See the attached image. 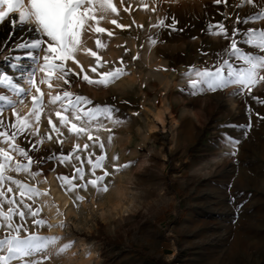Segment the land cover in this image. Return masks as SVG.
<instances>
[{"label":"rangeland","instance_id":"rangeland-1","mask_svg":"<svg viewBox=\"0 0 264 264\" xmlns=\"http://www.w3.org/2000/svg\"><path fill=\"white\" fill-rule=\"evenodd\" d=\"M113 2L120 15H110L99 26L114 31V36H99L106 47L98 54L107 61L102 71L119 66L123 58L130 75L107 88L88 85L73 76L71 79L79 81V86L74 84L70 90L87 95L94 103L117 104L121 113L130 117L120 126L105 121L112 133L101 129L94 135L105 143L106 168L110 172L113 164L133 163L110 178L114 179V186L107 194L98 196L89 188L80 192L86 199L75 203V193L63 192L56 180L57 174H70L72 165H59L55 171H49L53 163L43 165L47 182L40 177L38 187L42 191L50 189V195L37 202L44 204L41 218L54 224L64 220L66 226L43 227L38 229L39 234L61 237V246L72 244L66 253L45 264H264V123L257 125L253 117V129L248 138L242 139L237 156L225 155L231 149L220 143L221 133L240 136L239 130L227 125L247 122L245 98L231 95L233 88L198 96L180 91L187 88L188 80L181 76L187 66L212 65L215 54L229 43L201 32L208 21L223 20L230 34L236 13L243 17L254 10L242 0H227L220 5H214L213 0H160L155 5L154 0H125L123 5L120 0ZM145 3L149 8L156 6L158 11L144 10ZM129 5L130 12H124L123 8ZM166 13L177 17L178 27H194L172 36L162 33L160 38L164 42L149 50L147 37L157 31L150 25L158 23ZM112 19L133 26L118 29L111 24ZM141 24L143 29L136 26ZM247 27L264 28V21ZM16 29L7 21L0 25V41L9 46L0 52V72H12V61L5 58L11 54L10 47L18 42L14 37L21 28ZM193 36L198 39H191ZM96 39L94 32L83 34L84 48L97 51ZM201 46L208 55L197 50ZM23 51L16 50L17 54ZM137 54L139 58L133 61ZM77 59L85 72L96 78L89 71L90 66H95V58L82 51ZM71 66L79 71L76 65ZM161 68L169 70H158ZM59 83L53 81V94L68 89L67 85L56 87ZM41 89L46 107L39 132L42 137L51 133L53 139H45L30 154L36 158L46 157L52 151L67 154L76 143L81 147L90 143L87 137L69 134L66 128L60 129L61 137L51 132L48 117L57 125L58 121L53 107L47 106V85H41ZM252 95L264 99V85H258ZM125 100L129 103H120ZM247 100L264 114V106L255 104L251 97ZM31 109L30 98L17 105L21 114ZM3 116L7 122L15 120L11 109ZM58 139L64 140L63 145L57 143ZM17 143L26 149L30 147L22 137ZM0 147L6 145L0 143ZM90 150L100 154L98 147ZM116 156L119 159L113 160ZM16 158L19 159L18 155ZM8 174L32 183L25 173ZM231 196L236 197L235 203H230ZM240 204L242 207L237 208ZM6 208L5 204L3 210ZM57 210L61 215H57ZM3 235L4 230L0 229V238Z\"/></svg>","mask_w":264,"mask_h":264},{"label":"snow or ice","instance_id":"snow-or-ice-1","mask_svg":"<svg viewBox=\"0 0 264 264\" xmlns=\"http://www.w3.org/2000/svg\"><path fill=\"white\" fill-rule=\"evenodd\" d=\"M120 2L123 5L125 0ZM159 2L160 0H154V5ZM171 2L176 3V0ZM222 3L226 4L227 0H213L214 5ZM242 3L251 6L254 11L243 17L237 12L230 34L223 20H209L205 28L201 29L206 35L222 37L229 41L222 52L215 54L216 59L212 65L197 67L192 64L181 73V76L188 80V84L187 88H181L180 91L187 95L214 94L233 88L231 95L245 98L244 111L247 122H230L227 125L232 130H239L240 136H233L230 132L221 133L220 143L231 149L225 155L232 157L237 156L242 139L250 135L253 117L256 118L257 125L264 123V114L256 111L247 100L251 97L255 104L264 106V99L252 95L258 85H264V28L247 27L255 21H264V0H242ZM130 8L131 5L124 7L123 11L130 12ZM143 8L153 13L158 11L156 6L149 8L147 3L143 4ZM110 15H120L113 0H0V25L7 21L13 29H26L35 34L30 39L20 40L10 47L11 54L5 59L12 61V72H0V143L6 145L0 147V229L4 230L3 238H0V264H45V261L66 253L72 247L71 243L61 246L59 241L62 238L59 236L39 234L38 229L43 227L66 226L64 220H58L54 224L41 218L44 204L37 202L50 195V189L42 191L38 187L42 182L40 177H43V182H47L43 165L53 163V168L49 171H55L59 165H72L73 171L70 174H57L56 180L63 192L75 193V203L86 199L80 192H86L89 188L98 196L107 194L114 186V179L110 178L133 163L113 164L110 172L106 168L108 158L105 143L99 135H94L101 129L112 133V128L106 127L105 121L120 126L127 123L130 117L121 113L117 104L94 103L87 95L70 90L74 84L79 86V81L107 88L130 75L123 58L120 59L119 66L102 71L107 61L103 60L98 51L105 48L106 44L99 36L106 33L111 38L114 31L100 27L99 24ZM179 23L174 14L166 13L158 23L151 24L150 28L157 31L147 37L149 50L164 42L160 38L162 33L166 32L168 36H172L194 27L192 24L178 27ZM111 24L122 30L133 26L118 23L117 19H112ZM239 25L245 27H238ZM136 26L141 29L144 27L142 24ZM90 31L97 34V51L84 48L82 36ZM191 39L196 40L198 37L193 36ZM8 47L5 41H0V52ZM140 47L143 48L144 45L141 44ZM16 50L24 51L17 54ZM197 50L202 55H208L202 50V46ZM82 51L95 58V66H90L89 71L95 74L96 78L85 72L77 59L78 53ZM138 58L139 54L132 57L133 61ZM71 65H76L79 71ZM73 76L78 77L79 81L72 80ZM53 81L60 82L56 87L67 85L68 89L53 94ZM41 85H47L49 89L47 106L53 107L59 125L49 116L47 123L51 132L61 137L63 133L60 129L66 128L68 133L76 138L87 137L90 143H85L83 147L76 143L67 154L63 151H52L48 156L41 158L30 154L36 152L45 139H53L51 133L42 137L39 132L41 115L46 107L45 93ZM29 98L32 109L27 114H21L17 105L24 104ZM120 103L129 102L125 100ZM7 109H11L15 117L12 122L4 119L3 113ZM132 115L138 116L139 113ZM21 137L28 141L29 148L26 149L17 143ZM33 137L37 139L33 140ZM112 139L110 134L108 142L111 143ZM57 143L63 145L64 140L58 139ZM97 147L100 154L90 150ZM17 155L19 159L16 158ZM112 159L118 160L119 157ZM10 172L25 173L32 183L15 179L8 174ZM235 200V196L230 197V203H235ZM5 204L6 211L3 210ZM241 207L242 204L237 205V208ZM57 215H61L58 210ZM14 217H18V221ZM33 228L37 230H32Z\"/></svg>","mask_w":264,"mask_h":264},{"label":"bare ground","instance_id":"bare-ground-1","mask_svg":"<svg viewBox=\"0 0 264 264\" xmlns=\"http://www.w3.org/2000/svg\"><path fill=\"white\" fill-rule=\"evenodd\" d=\"M17 30V29H16ZM18 30H21L19 32H17L15 34V37L14 39L16 41H20V40H23V39H30L31 37H33L35 34L34 33H31V32H28L26 29H18ZM13 31V30H12ZM15 32V31H14ZM13 38V37H12ZM23 59V58H22ZM27 61L25 60V63ZM160 117V116H159ZM161 118V117H160ZM161 120V119H160ZM55 219H58V216H55Z\"/></svg>","mask_w":264,"mask_h":264}]
</instances>
